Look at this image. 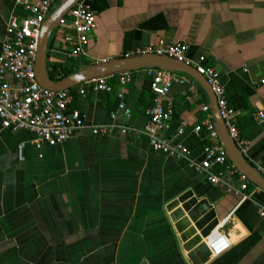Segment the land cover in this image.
<instances>
[{
	"label": "crops",
	"instance_id": "1",
	"mask_svg": "<svg viewBox=\"0 0 264 264\" xmlns=\"http://www.w3.org/2000/svg\"><path fill=\"white\" fill-rule=\"evenodd\" d=\"M91 10L95 28L73 69L160 42L184 44L187 59L203 56L216 72L239 149L264 178V0H93ZM10 16L25 14L15 0H0V51ZM73 36L66 18L51 36L49 66H66L65 38ZM185 78L162 103L172 116L160 132L183 144L182 159L156 154L143 133L153 105L144 70L123 88L128 120L123 113L110 120L121 89L116 76L109 93L72 89L69 108L85 128L61 145L37 150L31 134L0 130V264H264V192L248 182L238 192L237 180L238 193H230L189 167L203 160L206 145L193 129L213 119L200 112L204 91ZM99 126L129 131L92 136ZM219 234L228 250L212 259L205 240Z\"/></svg>",
	"mask_w": 264,
	"mask_h": 264
},
{
	"label": "built area",
	"instance_id": "2",
	"mask_svg": "<svg viewBox=\"0 0 264 264\" xmlns=\"http://www.w3.org/2000/svg\"><path fill=\"white\" fill-rule=\"evenodd\" d=\"M61 0H15V5L20 7L25 16L17 19L10 16L0 51V130L10 133L27 132L33 136V144L40 150L43 144L49 147L61 145L69 139L74 131L85 128L81 114L76 109H70L71 95L69 91L49 92L42 89L35 79V60L40 29L46 18ZM93 0H81L66 16L74 36L65 38L69 46L68 58L77 59L86 53L89 45V36L95 28L94 14L91 10ZM65 19L60 23L63 24ZM187 47L181 43L160 42L150 46L141 54H154L167 56L177 61L186 63L202 76L214 94L220 115L224 120L231 138L238 148L241 145L237 129L233 125V113L228 108L224 90L221 87L216 72L206 65L203 56L194 60L186 58ZM149 80V91L153 95V105L147 110L149 124L143 133L148 138L150 148L156 154L171 159H182L187 155L183 144L178 141L160 138V132L171 119L172 112L163 107V101L168 97L173 85L184 86L187 79L182 75L165 70H145ZM131 73L118 76L121 88L116 98L119 101L116 112L110 115V120L115 122L118 113H123L128 120L130 113L125 108L123 88L130 82ZM111 91L109 78L89 81L80 86L78 94L87 92L109 93ZM200 112H210L208 105H202ZM263 119L257 116L258 123ZM117 128L122 134L129 131L124 126H99L90 129V134L95 137L107 136L111 128ZM195 134L202 132L206 137L204 157L199 163L191 162L189 167L204 176L206 182L217 186L230 193L243 192L247 189L246 180L239 175L226 158L224 149L220 144L218 133L213 121L208 119L193 129ZM183 131H177L180 137ZM240 182L238 192L231 183ZM258 216L264 220V207L258 210ZM212 259L218 258L228 250L226 237L217 235L213 240H205Z\"/></svg>",
	"mask_w": 264,
	"mask_h": 264
},
{
	"label": "water",
	"instance_id": "3",
	"mask_svg": "<svg viewBox=\"0 0 264 264\" xmlns=\"http://www.w3.org/2000/svg\"><path fill=\"white\" fill-rule=\"evenodd\" d=\"M81 0H61L41 26L35 60V79L44 90L54 93L72 90L92 80L112 78L125 73L149 69L165 70L183 75L196 83L205 93L220 144L229 163L246 182L264 192V178L243 157L240 149L231 138L220 115L216 98L206 80L190 65L167 56L136 54L107 62L87 66L72 75L53 81L47 67V53L51 36L67 14Z\"/></svg>",
	"mask_w": 264,
	"mask_h": 264
},
{
	"label": "trees",
	"instance_id": "4",
	"mask_svg": "<svg viewBox=\"0 0 264 264\" xmlns=\"http://www.w3.org/2000/svg\"><path fill=\"white\" fill-rule=\"evenodd\" d=\"M65 19H66V17H65ZM75 65H76V63H75V60L74 59H71V58H68L67 60H66V66L64 67V66H61V65H57V64H53V65H50L49 66V64L47 63V67H50L49 68V74H50V77H51V79L53 80V81H57V80H59V79H61V78H64V77H66V76H69V75H72V74H74L75 72H77V71H79L78 69H73L74 67H75ZM68 69H70V70H68ZM54 74H59V77L58 78H56V77H54ZM116 78V76L115 77H112V78H109V80H113V79H115ZM72 90H69V93L71 92ZM233 125H234V127L237 129V124H236V122L234 121V118H233ZM248 186L250 187V188H252L253 186L252 185H250V184H248Z\"/></svg>",
	"mask_w": 264,
	"mask_h": 264
}]
</instances>
